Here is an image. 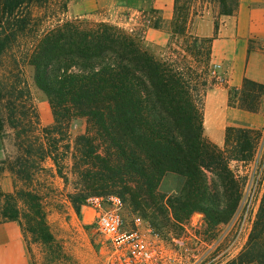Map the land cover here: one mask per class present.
Returning a JSON list of instances; mask_svg holds the SVG:
<instances>
[{"label": "trees", "instance_id": "16d2710c", "mask_svg": "<svg viewBox=\"0 0 264 264\" xmlns=\"http://www.w3.org/2000/svg\"><path fill=\"white\" fill-rule=\"evenodd\" d=\"M191 2L174 0L171 25L175 38L190 41L189 59L174 46L158 57L110 21L69 17L68 0H0V133L10 129L16 150L0 162L33 181L50 160L66 184L73 176L67 196L77 214L89 198L116 194L144 205L155 228L196 212L208 228L227 225L243 209L248 185L230 164L253 160L262 131L229 126L223 147L205 136L212 38L189 32ZM204 42L203 56L197 45ZM26 65L51 104L50 125L41 122ZM237 89L238 107L257 112L264 84L244 77ZM78 119L85 132L72 145ZM5 222H17L24 236L54 239L37 190H0ZM230 264H264V194L249 240Z\"/></svg>", "mask_w": 264, "mask_h": 264}, {"label": "rangeland", "instance_id": "374dc122", "mask_svg": "<svg viewBox=\"0 0 264 264\" xmlns=\"http://www.w3.org/2000/svg\"><path fill=\"white\" fill-rule=\"evenodd\" d=\"M235 3L236 0H227V5L222 6L220 0H192L188 14L189 32L194 34V24L202 18H210L219 23L223 8L226 6L225 8L231 9ZM67 14L69 17L80 16L93 20H107L122 26L132 31L140 39L143 46L158 57H165L170 46H174L181 54L192 59L189 53L185 51L190 41L186 39L185 42L182 37L175 38L171 32L174 7L169 12L166 8H155L153 0H68ZM257 46L264 49V41L257 43ZM197 48L201 50L204 56L207 51V43H200ZM211 64L210 61L206 74L204 134L212 142L223 147L227 127H241L229 125V120L231 121L233 116H237L234 111L239 108L240 91L237 88L241 85H235L231 81V70L226 71L227 73L222 70L218 77H213L209 73ZM25 73L36 108L41 116V122L44 126L50 125L53 122V116L48 97L35 84L34 71L30 65L25 66ZM219 102H223L224 115L221 127L214 129V121L210 120V116L207 115V105ZM258 111L261 117L257 119L256 126L258 127L253 129L261 130L262 138L257 153L251 161H232L230 164L234 171L245 180L248 179V185L245 191L246 201L243 209L227 225L208 228L204 215L196 212L183 223L175 222L171 216L167 225H160L159 228H155L148 217L147 212L149 211L144 210V205L136 208L124 199L122 214L125 219V227H133L134 219L141 216L143 225H146L145 227L149 228L152 234H157L158 239L163 240L168 246L174 243V238H185L191 234H206L205 237L208 236V240L217 236L221 238V250L220 253L217 252V256L211 264H230L232 260L236 259L237 254L244 249L249 240L264 194V94ZM239 119L242 123V118ZM85 127L84 120L78 119L71 123L72 145H74L75 138L85 132ZM15 151L10 129L6 128L3 133H0V161L7 156H13ZM43 167L33 181H25L18 178L7 164L0 162V190L3 192H13L16 188L37 190L42 198L49 230L54 237L51 242H45L30 231H26L24 236L17 222L1 223L0 228H10L7 229V232L11 233L13 238H11L10 244L6 245V247L9 246L7 251H4L0 245V264H107L110 248L105 236L98 231L95 224L96 209L88 202L82 206L81 214H77L67 196L74 190L73 176H70L69 183L66 184L55 173L50 160L45 161ZM106 196L108 195L103 197ZM105 207L107 204H104ZM192 246L195 248V244ZM18 251H21V256L25 257L24 260L18 261L10 255L12 253L17 254ZM192 253H196V250ZM221 253L222 255H220ZM189 257L191 258V255Z\"/></svg>", "mask_w": 264, "mask_h": 264}, {"label": "crops", "instance_id": "0c3cea01", "mask_svg": "<svg viewBox=\"0 0 264 264\" xmlns=\"http://www.w3.org/2000/svg\"><path fill=\"white\" fill-rule=\"evenodd\" d=\"M153 6L158 9L166 8L169 12L174 7V0H153ZM218 24L216 27L214 20L202 18L193 28L194 34L212 38L211 63L220 64L221 72L231 70V81L235 85H241L244 77L264 84V49L257 46V43L264 41V0H237L234 12L221 14ZM222 105L223 102L208 104L207 111L213 110L215 117L223 119ZM234 114L237 116L229 120V125L258 127L257 119L261 117L259 111L250 112L238 108ZM239 118H242V123ZM7 229L10 228H0V245L4 251L8 250L9 246L6 245L13 238ZM17 234L20 237V233ZM10 255L18 261L25 259L21 256V251Z\"/></svg>", "mask_w": 264, "mask_h": 264}, {"label": "built area", "instance_id": "2783aa9c", "mask_svg": "<svg viewBox=\"0 0 264 264\" xmlns=\"http://www.w3.org/2000/svg\"><path fill=\"white\" fill-rule=\"evenodd\" d=\"M220 68L218 63L211 64L209 73L218 77ZM88 202L97 211L95 224L110 248L107 264H211L217 252L220 253L221 238L217 236L208 240L206 234H191L174 238V243L168 246L143 225L141 216L134 219L133 227L126 228L122 214L124 201L118 195L94 196ZM194 250L196 253H192Z\"/></svg>", "mask_w": 264, "mask_h": 264}, {"label": "bare ground", "instance_id": "6f19581e", "mask_svg": "<svg viewBox=\"0 0 264 264\" xmlns=\"http://www.w3.org/2000/svg\"><path fill=\"white\" fill-rule=\"evenodd\" d=\"M215 112L213 110H208L207 111V115L210 116V120H213L214 121V129H219L221 127V122H222V119H220V117H215Z\"/></svg>", "mask_w": 264, "mask_h": 264}]
</instances>
